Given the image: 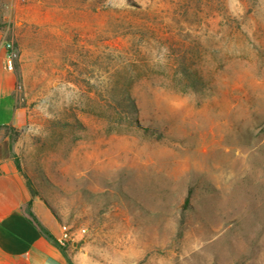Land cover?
Returning <instances> with one entry per match:
<instances>
[{"label":"rangeland","instance_id":"rangeland-1","mask_svg":"<svg viewBox=\"0 0 264 264\" xmlns=\"http://www.w3.org/2000/svg\"><path fill=\"white\" fill-rule=\"evenodd\" d=\"M1 10L27 109L14 154L70 252L264 264V0Z\"/></svg>","mask_w":264,"mask_h":264},{"label":"crops","instance_id":"crops-1","mask_svg":"<svg viewBox=\"0 0 264 264\" xmlns=\"http://www.w3.org/2000/svg\"><path fill=\"white\" fill-rule=\"evenodd\" d=\"M0 0V262L8 264H94L88 248L73 243L72 252L57 245L60 229L50 223L47 212L33 198L28 180L17 164L11 131L27 124V109L20 102V75L6 68ZM31 212L50 236L30 217Z\"/></svg>","mask_w":264,"mask_h":264},{"label":"built area","instance_id":"built-area-1","mask_svg":"<svg viewBox=\"0 0 264 264\" xmlns=\"http://www.w3.org/2000/svg\"><path fill=\"white\" fill-rule=\"evenodd\" d=\"M4 49L6 51V68L11 71L14 72L16 71V62L18 60V51L14 45L13 42L5 39L4 42ZM18 90L22 89L21 84H19L17 86ZM82 233L85 234L86 230L83 229ZM73 240V233L71 232L70 228L66 225H62L60 227V236L58 238V243L61 246H67L69 245V243H71Z\"/></svg>","mask_w":264,"mask_h":264},{"label":"trees","instance_id":"trees-1","mask_svg":"<svg viewBox=\"0 0 264 264\" xmlns=\"http://www.w3.org/2000/svg\"><path fill=\"white\" fill-rule=\"evenodd\" d=\"M18 164V163H17ZM18 167H19V164H18ZM28 185H29V187H30V190H31V193H32V196H33V198H36V196H37V193H36V190H35V187L31 184V182L28 180ZM187 203H188V200H187ZM186 207H188V206H184V210H186L187 208ZM29 215H30V217L40 226V228H41V230L45 233V234H47L48 236H50L49 235V233H47V231L43 228V226L38 222V220L34 217V215L31 213V212H29ZM57 243V245L63 250V252H65L66 253V251H68L69 249H68V246H61L58 242H56ZM67 259H68V263L69 264H73L72 263V261H71V259L67 256Z\"/></svg>","mask_w":264,"mask_h":264}]
</instances>
